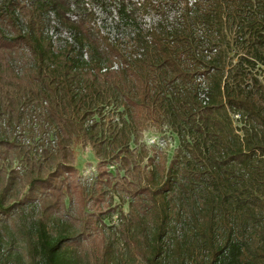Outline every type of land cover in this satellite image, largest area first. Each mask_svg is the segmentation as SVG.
I'll return each mask as SVG.
<instances>
[{"label": "trees", "instance_id": "trees-1", "mask_svg": "<svg viewBox=\"0 0 264 264\" xmlns=\"http://www.w3.org/2000/svg\"><path fill=\"white\" fill-rule=\"evenodd\" d=\"M51 26L74 43L54 49ZM150 129L177 145L143 174ZM79 144L99 171L76 209ZM96 194L113 207L87 212ZM118 195L129 210L113 226ZM7 219L0 264H264V0H0Z\"/></svg>", "mask_w": 264, "mask_h": 264}, {"label": "rangeland", "instance_id": "rangeland-1", "mask_svg": "<svg viewBox=\"0 0 264 264\" xmlns=\"http://www.w3.org/2000/svg\"><path fill=\"white\" fill-rule=\"evenodd\" d=\"M108 30V29H107ZM156 130L150 129L148 132H146L142 139L140 140L141 148H145L144 151L147 152L148 156L145 158V160L142 161L140 169H142L143 174H146L149 170H151V161L149 160V157L154 158L155 162L158 164L159 171H162L164 167H167L169 164V161L172 155L174 154V150L176 148L177 142L176 139L172 137V135L168 132H155ZM24 138L26 140V143L31 141V131L27 127L26 131L24 132ZM77 149L75 157L76 160L74 163H76V166L78 168L77 174L72 178L75 180L79 185H75L73 188V202L72 207L79 209L82 205L81 201V195H82V189L81 188H90L94 185L95 181H97V175H98V166H97V158L94 154V152L91 150L90 146H83L81 144L77 145ZM8 163V161H6ZM14 166L20 165L19 163H14ZM18 170L22 169V166L16 167ZM163 168V169H162ZM139 169V170H140ZM136 172L137 169L135 170ZM22 173V172H21ZM130 179L133 180L135 177L133 175H129ZM118 180L120 177L117 178ZM136 179V178H135ZM79 181V182H78ZM120 183H122L123 187H129L128 181L126 182L125 179L119 180ZM81 186V188H80ZM97 186V184L95 185ZM89 190V189H88ZM117 193L116 191H114ZM120 194L122 195L124 191L120 190ZM126 194V193H124ZM121 195H118L119 197L116 198L115 204L117 207V211L114 212L113 216L109 219H107V224L117 226L119 223V215L121 212L127 213L129 210V204L128 199L129 197H126V199L123 201ZM94 196V195H93ZM67 202H69L67 200ZM85 207L86 211L89 213H94L98 215L100 212L107 210L109 207H113L109 204V202L102 198L101 194H96L95 198H85ZM114 205V206H115ZM5 227L0 226V232H8L9 229L14 228L15 224L11 219H7L4 221ZM4 237V236H0ZM101 235H98L97 233H94L92 237H88V240L86 241L87 250H90V253L92 255L97 254L98 252H101L102 249V242H101ZM88 250V251H89ZM123 250V249H122ZM124 251V250H123ZM125 252V251H124ZM127 254V252L125 253Z\"/></svg>", "mask_w": 264, "mask_h": 264}, {"label": "built area", "instance_id": "built-area-1", "mask_svg": "<svg viewBox=\"0 0 264 264\" xmlns=\"http://www.w3.org/2000/svg\"><path fill=\"white\" fill-rule=\"evenodd\" d=\"M191 2L193 0H190ZM191 4V3H190ZM95 10L97 11V13H100V10L96 7ZM73 17H75V15H73ZM51 19H52V24L53 25H58L59 23H57V21L54 19V15L51 14ZM97 27H101V32L104 34L106 33V29L103 28L101 21L99 19H97V23H96ZM112 29L111 27L107 28ZM48 35L51 39L52 45L54 49H59L62 48V46L67 45V44H73L74 43V37L73 34L71 33V31L63 28L56 29L54 26H51L50 28H48ZM113 33V30L111 32V34ZM140 56V53H136L133 55V57H137ZM85 58H88L87 53H85L84 55ZM120 66H122V62L119 61H115L114 65L112 66V69H118ZM105 70V69H104ZM198 81L201 84V93H200V97L203 100V103H206L208 101V93H209V87L206 84L205 78L204 76L198 78ZM239 115H235V118H238Z\"/></svg>", "mask_w": 264, "mask_h": 264}]
</instances>
